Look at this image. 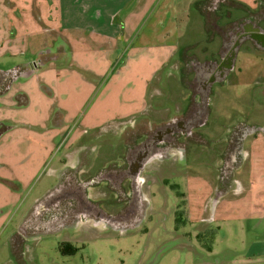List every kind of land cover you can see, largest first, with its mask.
Instances as JSON below:
<instances>
[{
  "label": "rangeland",
  "instance_id": "374dc122",
  "mask_svg": "<svg viewBox=\"0 0 264 264\" xmlns=\"http://www.w3.org/2000/svg\"><path fill=\"white\" fill-rule=\"evenodd\" d=\"M67 1L79 4V0ZM243 1L248 6L255 3V0ZM167 2L152 0L149 12L130 37L126 33L111 39L85 29L62 28L59 0H15L14 3L0 0V69L8 70L10 66L36 60L41 55L39 51L45 52L58 41L62 44L61 49L55 50L56 56L41 57L42 64L31 75L14 79L19 68L0 86H6L0 94L3 122L0 157L14 156L12 149L16 143L36 144L48 141L52 133L59 135L65 131L69 132L70 140L79 137L85 140L98 129L94 138L95 144H99L96 154L104 152L96 155L93 162L89 155L81 157L79 165L82 169L87 166V172L79 174L102 172L115 166L110 163L111 158L119 154L120 162L125 164L123 158L131 144L127 143L133 136L138 141L148 128L183 115L195 104L199 96L193 94L190 99L193 91L188 80L192 72H188L182 59L184 50L188 47L201 60L208 51L218 50L220 38L207 33L209 21L198 12L208 2L195 4L189 15V4L177 0L176 14L170 11L159 18ZM232 15L240 16L236 12ZM179 34L182 35V43L177 46L180 50L167 65L158 68L161 54L158 49L178 43ZM203 48H207L206 52H202ZM220 83L213 86L209 95L205 126L196 128L203 135L199 143L168 150L167 156L151 161L142 169L139 189L146 199L138 216L127 223L77 218L51 232L31 234L15 255L7 231L19 220L20 209L29 210L42 193V186L52 181V163L47 162L34 176L20 202L7 200L4 212L9 210V213H4L0 220V264H264V251L262 255L255 253L254 243L257 238L264 239V217L258 211L264 210L261 182L264 164L259 174L255 166L254 178L259 181L250 175L249 181L255 183L248 194L241 197L238 190H230L221 200L216 196L217 190L237 187L236 179H240V173L233 176L239 160L227 166L223 158L233 145L226 136V127L230 126L232 131L237 124L264 125V51L250 43L244 44L237 52L234 67ZM146 88L144 114H132L131 111L140 107ZM21 94L27 96V103L22 104ZM74 94L78 95L77 100ZM69 103L70 108L61 107ZM128 105L130 110L118 111ZM122 115L123 118L117 119ZM55 116L63 124L55 125ZM44 125L51 129L41 130ZM252 127L249 130H258ZM117 140L121 143L119 149L102 148L105 141L116 145ZM255 148L249 149L246 155L249 159L260 156L261 151ZM160 159L164 160L160 162ZM107 160L103 169L101 165ZM249 163L247 160V172ZM227 169L230 174L226 176L222 172ZM47 179L50 182H45ZM95 190L88 188L87 196L95 200V196L107 194L104 199L107 201L100 198L103 204L116 203L110 190L98 188V194ZM251 210H254L252 215L246 218L245 212ZM63 241L76 250L63 253L59 248Z\"/></svg>",
  "mask_w": 264,
  "mask_h": 264
},
{
  "label": "crops",
  "instance_id": "0c3cea01",
  "mask_svg": "<svg viewBox=\"0 0 264 264\" xmlns=\"http://www.w3.org/2000/svg\"><path fill=\"white\" fill-rule=\"evenodd\" d=\"M7 1V0H6ZM15 0H8V3H14ZM18 1V0H17ZM64 1V2H63ZM59 0V21L62 23V28H75V29H85L87 31H93L92 33H96L100 36L103 37H112L111 39L117 38L116 36H120V34H126L128 33V36L130 37L134 31L136 30L137 26L140 24L142 20H144V17L147 15L149 12V8L151 7V2L152 0H137L135 2H132L131 0V5H127L126 3L121 2L122 0H79V4L76 5L74 1L69 2L67 0ZM129 2V0H126ZM196 1V2H195ZM203 1V0H182L183 5L184 4H189V8L187 10V13L190 15L192 13V10H195V4H198V2ZM206 1V0H205ZM242 1V0H240ZM149 2V3H148ZM191 2V3H190ZM195 2V3H194ZM244 2V1H243ZM167 6L164 5L162 10L159 12V18H162V14L168 13L172 11V13L175 11V14L177 12V8L174 6H177V0H168L166 3ZM171 4L173 6L172 9L170 8ZM191 4V6H190ZM250 7H254V4H250ZM185 8V7H184ZM182 11L186 12V10ZM153 15V12L151 13ZM176 20V17H173V20ZM179 38L182 37L181 34L178 35ZM128 37V38H129ZM59 43H55L52 48L46 49L45 52L49 54V56H56L55 50H59L62 48V44L60 41ZM181 42V38L178 40V43L172 42L171 44H166L163 49H158V51H161V54L159 56V59L157 60L158 68L163 67L164 65H167L171 58L173 57L174 54H176L179 50L177 49V46L179 47V44ZM182 43V42H181ZM44 51V50H42ZM42 51H39L38 55L43 53ZM157 51V50H156ZM59 52V51H58ZM57 52V53H58ZM65 54V51H64ZM38 60L37 62H35ZM36 60H27L24 61L18 65H13L12 67L10 66V69H0V73L4 72H9L10 70L15 71L17 69L19 70L18 74L15 75V78H18L20 76L26 77L31 75L35 70H37V66L42 64L41 61H39V57ZM35 62V64L32 67V63ZM32 67V68H31ZM9 68V67H8ZM156 72V71H155ZM152 73V76H150V79L147 81V88L149 85V82L151 81L154 73ZM84 84H87V80L84 79ZM5 87L3 86L0 88V94L4 93ZM147 88L144 97H142V102L141 105L138 109H135L132 112L134 113H140L144 114L146 107H147V102H146V94H147ZM25 94H21V102L22 104L27 103L28 98L27 96H24ZM76 100L78 98L77 94H74ZM70 99L73 100L71 91H70ZM2 104L0 103V106ZM61 106V105H60ZM62 108H70L71 103L68 105H65L64 107L61 106ZM130 110L129 105L125 106L124 110H118V111H127ZM137 110V112H136ZM135 111V112H134ZM120 116V115H119ZM122 117H118L117 119H121ZM56 117V118H55ZM53 120L55 125L60 126V124L63 123H58L61 122V119L59 117L55 116ZM61 118V117H60ZM57 119L59 120L57 122ZM208 119V117H207ZM3 120V119H1ZM123 122V121H122ZM3 124L2 121H0V126ZM51 124V123H50ZM203 125V124H202ZM247 125V123H246ZM63 126V125H62ZM122 126V125H121ZM124 126V125H123ZM205 126V125H203ZM258 126V125H257ZM55 127V126H53ZM202 127V126H201ZM41 130H50L51 128L46 127L45 125L43 127H40ZM5 129V128H4ZM61 131V130H58ZM98 131V129H97ZM97 131L90 135V137L86 138L85 140H82V137H79V139L76 140H70L69 139V132L68 131H61L63 133H60L59 135H56L57 133H52L48 136V141H43V142H38L36 144L33 143H28V144H17L13 147L12 151H14V156H1L0 157V220H2L4 213H9V210L5 211L6 208V203L8 202V199L15 200L16 202H20L22 197L26 194L27 192V187L29 186L30 182L33 180L34 176L38 174L40 171V168L45 165L47 162L52 165L50 166V173L54 175H50L52 177V181L50 182L48 179L45 182H50L47 185H43V191L40 195H38L33 203V205L30 207L29 210L22 211L20 209V214H19V220L16 223H13L10 225V229L7 231L9 233L8 238L10 240V249L12 250V253L15 255L20 253L21 248L24 246V243L27 241L26 238L30 236L31 234H36L37 232H51L52 230H55V228H60L66 226L67 223L70 222L69 219H62L61 221L57 223H52L44 226L42 229H36L33 231V227L30 226V224H27L26 222L29 220V216L31 214L39 215L43 211V205L44 202L48 200V203L51 205L53 204L57 198H60L61 200L64 199L66 196L65 194L67 193V190L69 189V172L71 170H74L75 168L78 170V180L80 181L83 177L84 174L80 176L81 173L87 172V166L82 169V165H79L80 163V158L81 157H90L91 156V161L96 159V155L98 154H103L101 151L96 154L97 147L98 145L95 144L94 138L96 136ZM228 131V127H226V132ZM225 132V133H226ZM1 134V133H0ZM51 137V138H50ZM52 137L53 140H52ZM255 137V138H254ZM56 138H58L56 140ZM249 138V139H248ZM260 139L263 140L261 141L262 143L258 141H254V139ZM249 141H248V140ZM228 142V139H225ZM99 142V141H98ZM104 142V141H102ZM117 144L113 145L112 142H106L102 145L103 149H113L116 150L120 148V141H116ZM101 143V141L99 142ZM114 143V142H113ZM102 144V143H101ZM125 145V143H123ZM241 155L239 159V165L235 167V170L233 172V176L237 175V173H240V179H236L238 181V186L235 188L227 187L226 189H223L222 191L217 190L216 191V196L219 200L223 199L224 194L228 191H234V192H239L240 196L242 197L243 194L246 195L249 193L251 190L252 186L255 183V180H258V178H254L255 175V166L257 165L258 169V174L260 171V166L264 164V156L262 155V150L264 151V125L259 126L257 131H252V130H247L245 134H243L242 140H241ZM250 144V145H249ZM249 145V146H246ZM256 147L255 150H259L260 156H258L255 159H249L248 156H246L249 152L250 148ZM248 149V151H247ZM127 152V151H126ZM127 155V154H126ZM160 158V157H155L152 158L147 164H149L151 161ZM126 159V158H123ZM121 155H117L115 158H111L112 164L114 163H123L121 161ZM164 159H160V162L163 161ZM247 160H250V168L248 169V172L246 171V163ZM110 161V160H109ZM108 162H103V169L105 168V164ZM109 163V164H110ZM17 167H13V166ZM92 165V163H91ZM13 167V168H12ZM229 168V167H228ZM98 169H101L100 167ZM97 169V170H98ZM102 170V172H99V170L96 173L93 174H86L85 176H94L95 174L99 175V179H97L98 184L95 188L97 194L98 188L101 189H108L111 191L114 198L116 196L114 189V186L109 184L110 182V177H109V170ZM238 171V172H237ZM246 171V174L244 172ZM81 172V173H80ZM80 173V174H79ZM224 175L230 174L229 169L226 171L223 170ZM107 174V175H105ZM252 175V177L255 179L254 181H249V177ZM220 178V176H219ZM221 179V178H220ZM264 183V181H261ZM237 183V182H236ZM45 184V183H44ZM129 194V192H126ZM140 192L141 198H140V204L143 205V201H145L146 197L143 195V193ZM105 196L107 194H101L99 196H95L96 199L94 200L93 198H90L91 200H94L97 202L99 207L105 211L108 212H117L121 211L125 206L126 203L124 201H118L115 200L116 203L112 202H107L105 205L103 202L107 201L104 200ZM89 197V196H88ZM103 197V198H102ZM103 199L101 201V199ZM106 206L109 208L106 210ZM257 209V208H255ZM254 210L251 211H246L245 212V217L249 218ZM260 214L264 217V210L261 208L258 209ZM5 216V215H4ZM84 216L80 215L78 218H82ZM99 219V218H98ZM103 219V218H101ZM97 220V218H96ZM1 224V223H0ZM7 227V226H5ZM264 229V228H263ZM257 244L255 246V253H260L262 255L264 251V239L257 238V240L254 242ZM259 244V245H258ZM210 250V249H209Z\"/></svg>",
  "mask_w": 264,
  "mask_h": 264
},
{
  "label": "flooded vegetation",
  "instance_id": "af4514ba",
  "mask_svg": "<svg viewBox=\"0 0 264 264\" xmlns=\"http://www.w3.org/2000/svg\"><path fill=\"white\" fill-rule=\"evenodd\" d=\"M206 2L209 3L204 5L206 8L203 9L204 7L201 6L198 8V12L205 21H209V28H205L207 33L219 36V48L216 52L208 51V54L203 59L197 60L196 53L189 52L187 47L184 50L185 57H182L188 72H192V78L188 80L193 91L190 99H192L193 94H196V96H199L198 101L195 104H191L183 115L162 122L159 124L160 126L156 125L154 128H148L143 138L138 141L133 136L132 140L134 141L126 142L131 144H129L127 155H125V164L117 162L115 166L109 167V184L114 186L115 200H125L127 202L126 206L121 211L112 213L101 209L97 202L87 196L88 188L97 186L99 175L84 176L79 181L78 170L75 168L69 172V189L65 194L66 196H64L65 198L62 200L57 198L51 205L47 200L42 204L43 211L41 214H31L29 216V220L26 223L33 227V231L38 228L42 229L48 224L57 223L62 219H69L70 221L75 219L76 221L80 215L88 218H103L111 223L129 222L139 215L142 208L139 189L141 182H137L134 176L138 163L148 156H152V158L167 156L168 150L185 149L192 142L199 143V139L203 135L196 128L205 125L200 123L206 121L204 120L203 96L206 92L209 97L213 86L221 84V81H217L220 65L232 56L234 50L238 52L244 44L250 43L256 47V43L261 42L257 34L264 32V0H255L254 7H250L240 0H206ZM232 12L239 13L240 16H233ZM211 38L209 40L210 43L212 41ZM202 50V52H206L207 48ZM45 55L48 56L49 54L46 52L41 53L39 61H42L41 57ZM14 73L15 71L12 70L0 73V86L9 80L11 78L9 76L14 75ZM189 125L191 127L187 128ZM251 127L246 124L244 126L237 124L232 127L231 131L229 129L230 126H228L226 136L230 138L229 140L233 145L229 146L230 150L225 154L226 158L223 157L227 161V166H230L234 160L240 159V143L243 134ZM255 127L259 128V126H253L252 128L254 129ZM168 128H172V132L168 137L156 143L153 148L149 147L148 149L145 146L149 140L162 137L163 131ZM230 181L231 179H229V184ZM126 192H129V194Z\"/></svg>",
  "mask_w": 264,
  "mask_h": 264
},
{
  "label": "water",
  "instance_id": "95a60500",
  "mask_svg": "<svg viewBox=\"0 0 264 264\" xmlns=\"http://www.w3.org/2000/svg\"><path fill=\"white\" fill-rule=\"evenodd\" d=\"M257 37L260 39L261 42H257L256 43V48L259 49V50H262L264 51V32L262 33H259L257 34ZM236 55H237V50H234L233 54L231 57H229V59L227 61H225L224 63H222L220 65V68H219V78L217 79L218 82L220 81H224V79L226 78L228 72L234 67V64H235V59H236ZM35 64L32 63V67L33 65ZM31 67V68H32ZM203 100H204V120L207 119V109L206 107L208 106L209 104V97L207 96V93L205 92V95L203 96ZM200 124H203V122H201ZM191 127L190 125L187 127L189 128ZM172 132V128H168V129H165L162 133V137H159V138H155V139H151L149 140V144L147 143V145H145L148 149L149 147L153 148L154 145L158 142H160L161 140H163L165 137H168V135ZM145 144V143H144ZM143 144V145H144ZM143 146V147H145ZM152 159V156H148V157H145L144 159H142L138 165L136 166L135 168V171H134V176L136 177V181L138 182H141V177L139 176V174L141 173L142 169L144 168V166Z\"/></svg>",
  "mask_w": 264,
  "mask_h": 264
},
{
  "label": "trees",
  "instance_id": "16d2710c",
  "mask_svg": "<svg viewBox=\"0 0 264 264\" xmlns=\"http://www.w3.org/2000/svg\"><path fill=\"white\" fill-rule=\"evenodd\" d=\"M1 127V126H0ZM59 248L63 253H71L76 250V247H74L72 244H70L67 241L60 242Z\"/></svg>",
  "mask_w": 264,
  "mask_h": 264
}]
</instances>
